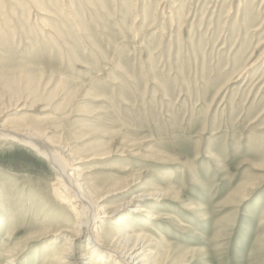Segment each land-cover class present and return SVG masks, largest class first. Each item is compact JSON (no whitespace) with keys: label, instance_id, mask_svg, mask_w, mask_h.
Wrapping results in <instances>:
<instances>
[{"label":"rangeland","instance_id":"rangeland-1","mask_svg":"<svg viewBox=\"0 0 264 264\" xmlns=\"http://www.w3.org/2000/svg\"><path fill=\"white\" fill-rule=\"evenodd\" d=\"M0 125L77 163L118 252L264 264V0H0ZM54 179L0 141V264L84 253Z\"/></svg>","mask_w":264,"mask_h":264},{"label":"bare ground","instance_id":"bare-ground-1","mask_svg":"<svg viewBox=\"0 0 264 264\" xmlns=\"http://www.w3.org/2000/svg\"><path fill=\"white\" fill-rule=\"evenodd\" d=\"M0 141L17 143L31 149L51 164L55 172V179L50 183L49 190L52 200L58 202V220L63 221L60 227L72 225L75 232L71 234V237L75 239L84 234L87 235L84 253L81 256L77 254L79 247L69 241L61 249L50 247L49 257L45 258L43 264H106L109 261L114 263L118 261L122 264H145L146 256L143 254L142 245H140V237L137 236V240L125 252H118L114 248L115 238L120 230L113 232L104 226L103 223L108 215L97 202L92 201L94 199L91 200L93 193L89 187H86L81 176L76 174L78 167L75 165L77 163L69 164L39 138L28 135L25 129L18 130L0 125ZM152 196V194L139 195L136 199L147 202L153 199ZM147 217L154 220V217H151L149 213ZM131 237L125 235L124 239L129 241ZM19 249V245L13 248L7 247L2 255L4 264H13Z\"/></svg>","mask_w":264,"mask_h":264}]
</instances>
